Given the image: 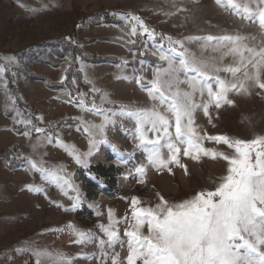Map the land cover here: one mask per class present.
<instances>
[{"label":"rangeland","instance_id":"374dc122","mask_svg":"<svg viewBox=\"0 0 264 264\" xmlns=\"http://www.w3.org/2000/svg\"><path fill=\"white\" fill-rule=\"evenodd\" d=\"M131 16L154 31L157 46L167 50L171 37L182 41L190 53L215 59L220 66L233 63L232 56L220 59L227 49L213 51L188 38L239 35L247 37L243 42L249 47L264 45L258 22L226 10L215 0H0V264H37V250L63 253L72 264H112V257L119 254L126 264L124 232L132 223L133 197L141 206H154L161 196L177 203L200 191H214L227 174L222 159L201 156L194 161L182 152L180 160L187 172L175 165H170L171 172L158 171L137 148L135 121L122 109L152 107L154 101L141 84L147 85L167 62L146 34L139 29L130 34ZM219 75L232 78L229 73ZM229 99L231 105L209 106L211 122L202 108L195 110L201 134L243 140L264 136V92L252 88L250 94L230 93ZM196 101L206 102V96L202 101L197 94ZM96 110L110 121L102 133L107 142L90 145V140L101 139L99 128L92 126L105 121ZM37 127L41 133L35 131ZM203 144L232 154L227 145L206 139ZM63 145L73 146L86 164L77 163ZM29 159L45 168L63 169L79 193L80 206L65 211L71 209L70 197L77 193L68 190L66 196L55 183L41 179ZM141 164L145 165L143 183L135 171ZM97 165L112 167L115 181L106 184L91 173ZM86 180L93 185L91 197L101 192L97 197L86 196ZM30 185L43 191L31 192ZM109 210L124 243L105 245L102 252L99 240L107 237L100 225L108 226ZM69 224L99 239L77 244ZM42 264L51 261L44 258Z\"/></svg>","mask_w":264,"mask_h":264},{"label":"snow or ice","instance_id":"6c2138e0","mask_svg":"<svg viewBox=\"0 0 264 264\" xmlns=\"http://www.w3.org/2000/svg\"><path fill=\"white\" fill-rule=\"evenodd\" d=\"M215 2L244 19H254L264 33V0ZM123 19L129 20V17L124 16ZM130 23V34L136 35L138 29L146 34L153 40V46L157 47L160 59L167 62V67L158 68L153 73L147 85L141 84L143 78L137 79L142 90L154 101L152 107L122 109V114L135 121L137 148L145 153L147 164L158 171L167 169L171 172L170 165H175L187 172L186 165L180 160L182 152L184 157L194 161H199L201 156L213 160L219 158L226 161L228 167L227 174L214 191H200L181 202L170 203L161 196L154 206H141V201L133 197L132 223L124 232L127 237L126 264H264V136L243 140L225 135L210 136L206 132L201 134L194 118L197 108H202L204 114L209 116L210 105L216 108L223 104L231 105L230 93L250 94L252 88L264 92V45L259 49L249 47L243 42L247 37L239 35L188 38L190 41L204 42V47H211L213 51L227 49L221 51L220 59L232 56L233 63L220 66L215 59L190 53L182 41H173L171 37H167L170 43L167 50L162 44L157 46L154 31L138 16H131ZM212 41H215L214 45L207 43ZM7 59L14 60L13 57ZM220 72L229 73L232 78H221ZM183 84L187 85V89L181 88ZM197 94L202 101L206 96V102L197 103ZM92 107L95 109V103ZM96 114L104 115L105 121L99 126H92L99 128L101 139L90 140V145L107 142L102 133L104 125L110 121L106 113L96 110ZM35 131L41 133L42 129L37 127ZM24 135L29 136L30 133L25 132ZM205 139L227 145L232 154L205 148ZM48 142H52L51 138H48ZM63 147L77 163L86 164L73 146ZM33 148L35 150L36 146ZM88 154H91V148ZM28 164L32 170L40 173L41 179L55 183L64 195H68V190L77 193L70 197L71 209L65 211H73L80 206L79 193L68 177L62 174L63 169L45 168L33 159H29ZM135 171L140 174V182L143 183L145 165L141 164ZM28 190L43 191L41 187L31 185ZM112 217L113 213L109 210L108 226L100 225L107 237V241L99 240L102 252L105 245L111 248L116 243L122 246L124 243L115 228L117 222ZM67 228L75 236L77 244L99 239L72 224ZM35 255L37 264H42L44 258L50 260L51 264H72V260L63 253L37 250ZM112 264H122L119 254L112 257Z\"/></svg>","mask_w":264,"mask_h":264},{"label":"trees","instance_id":"16d2710c","mask_svg":"<svg viewBox=\"0 0 264 264\" xmlns=\"http://www.w3.org/2000/svg\"><path fill=\"white\" fill-rule=\"evenodd\" d=\"M91 173H93L98 179H103L106 184L115 181V172H113L112 167L105 168L104 166L97 165L91 169ZM89 188H93V185L89 180H86L84 191L88 198L97 197L98 194L101 193L98 191L91 197V195L89 194ZM95 190L97 191V189Z\"/></svg>","mask_w":264,"mask_h":264}]
</instances>
